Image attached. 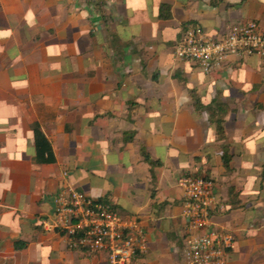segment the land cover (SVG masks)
Returning <instances> with one entry per match:
<instances>
[{
	"label": "crops",
	"instance_id": "crops-1",
	"mask_svg": "<svg viewBox=\"0 0 264 264\" xmlns=\"http://www.w3.org/2000/svg\"><path fill=\"white\" fill-rule=\"evenodd\" d=\"M252 19L264 28V0H0V264H108L41 225L67 184L140 221L134 264H186L188 172L216 180L212 221L236 240L226 264H264L262 60L207 72L174 52L188 25L217 37ZM214 101L228 108V168L199 108ZM36 123L54 163L35 160Z\"/></svg>",
	"mask_w": 264,
	"mask_h": 264
},
{
	"label": "built area",
	"instance_id": "built-area-1",
	"mask_svg": "<svg viewBox=\"0 0 264 264\" xmlns=\"http://www.w3.org/2000/svg\"><path fill=\"white\" fill-rule=\"evenodd\" d=\"M174 52L180 59L195 61L207 72L234 55H258L264 65V28L252 19L235 24L225 35L213 37L200 25H189L182 30ZM178 182L184 193L185 263L226 264L236 240L231 231L212 221L215 212L225 210L216 180L188 172ZM54 201L53 214L43 216L41 225L46 231L61 232L69 248L105 253L108 264H134L146 249L145 229L140 221L121 214L109 201L93 198L71 184L61 187Z\"/></svg>",
	"mask_w": 264,
	"mask_h": 264
},
{
	"label": "trees",
	"instance_id": "trees-1",
	"mask_svg": "<svg viewBox=\"0 0 264 264\" xmlns=\"http://www.w3.org/2000/svg\"><path fill=\"white\" fill-rule=\"evenodd\" d=\"M160 15L161 17H165V18L170 16L168 6H164V5L162 6ZM199 108L208 109L210 112V119L216 124L218 139L224 141L222 144L223 164L225 167L228 168L230 166V162L233 160V155L230 153L229 144L225 142L226 131L224 125L225 122L224 116L228 111L227 105L221 101H214L211 105H202V107L199 106ZM33 130L35 134V145H36L35 160L39 163H54L56 161V156L53 147L50 141L48 140L47 136L45 135L44 131L42 130L41 126L38 123H36L33 126ZM144 156L145 158L149 159V155L147 154V152L144 153Z\"/></svg>",
	"mask_w": 264,
	"mask_h": 264
}]
</instances>
